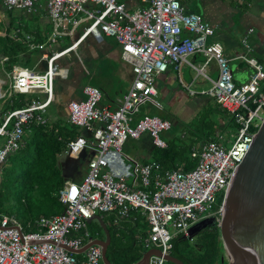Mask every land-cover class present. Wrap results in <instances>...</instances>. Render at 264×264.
<instances>
[{"label":"built area","instance_id":"1","mask_svg":"<svg viewBox=\"0 0 264 264\" xmlns=\"http://www.w3.org/2000/svg\"><path fill=\"white\" fill-rule=\"evenodd\" d=\"M131 1L138 5L132 10L118 0H0L9 11L19 9L30 15L45 12L54 26L47 42L37 47L43 51L47 71L40 74L17 67L13 72L10 93L43 90L49 98L4 115L0 170L9 156L23 147L26 127L53 101L55 79L66 77V70L57 61L89 35L99 41L105 36L115 38L122 58L132 64L135 75L115 110L101 106L102 91L91 85L84 89L85 100L69 104L70 124L92 136H78L66 151L71 160L86 155V175L79 183L67 180L60 192L65 213L42 217L37 222L38 231L24 233L16 217L0 214V264H105L101 246L93 245L83 253L68 250L80 251L96 240L89 231V221L101 214L116 213L130 219L137 212L145 218L149 228L142 238L144 248L161 252L153 254L149 264H167L165 257L172 251L173 241L188 237L203 220L215 217L220 224L238 169L264 121V65L254 58L241 57L253 71L248 82L237 84L223 47L209 41L215 35L214 28L201 15L187 13L186 0ZM86 21L93 23L72 46L60 52L53 50L59 40L73 37ZM244 45L248 47L246 40ZM198 55L204 62H191ZM212 63L218 67L217 79L207 73ZM184 65L213 84L207 95L230 115L237 129L232 147L225 148L227 140L221 136V142L208 141L194 148L196 166L189 171H164L158 163H141L126 156L123 147L129 137L140 140L149 135L156 148L168 147L163 136L172 129L171 121L157 116L138 118V113L148 103L162 107L155 99L159 94L158 76L171 66L180 72ZM4 97L0 92V100ZM38 122L45 120L39 115ZM169 227L175 230L173 234Z\"/></svg>","mask_w":264,"mask_h":264},{"label":"crops","instance_id":"2","mask_svg":"<svg viewBox=\"0 0 264 264\" xmlns=\"http://www.w3.org/2000/svg\"><path fill=\"white\" fill-rule=\"evenodd\" d=\"M121 3L127 4L130 10L138 6L137 3L131 0H123ZM41 5L45 7V2L42 1ZM1 6L6 10L3 5ZM184 9L187 13L201 15L214 28L215 35L209 41L211 43H218L223 47L225 56L230 60L234 80L237 84L248 82L253 71L241 57L247 56L254 58L264 65V0H186ZM12 11L24 12L19 9ZM24 13L27 14L26 12ZM27 15L34 20L32 23L28 22L30 25L29 28H32H30L31 33L18 30L13 37L16 41L26 44L30 52H34L32 63L30 67L15 66L13 71L8 73L5 70L4 63L9 58L5 55L2 56L0 66V92L5 93V97L0 100V125L4 121V115L7 114L4 111V105L12 94L10 93V86L15 68L29 69L40 74L45 73L48 69V63L46 61L42 62L43 51L37 47L47 42L53 33L54 26L45 12ZM42 19L46 21H40ZM89 22H84L76 30L73 37H64L59 40L54 45L53 50L60 52L72 46L83 34L84 28L87 27L84 25ZM37 25L41 26L42 31L40 33L36 30ZM6 35L7 31L5 28L0 29V37H5ZM185 36L190 35L185 34ZM65 40H68L70 45L67 46ZM245 40L247 41L248 47L244 45ZM60 42L63 44V47L58 49L57 45ZM191 62L201 64L204 62V58L200 55L194 56L191 58ZM57 65L66 70V77H57L55 79L53 101L45 111H40L44 115L47 114V117L44 116L45 118L40 115L45 121L49 119V110L54 106L65 121L69 122V104L72 101L85 100L84 89L89 85L101 89L103 95L102 107L115 110L121 105L135 80L132 64L124 61L122 58V49L113 37L105 36L103 40L99 41L93 35H89L78 48L59 59ZM197 73L190 66L184 65L180 72H177L171 66L166 73L158 76V87H161L164 93L163 100L161 102L159 101L162 109L164 107H184L191 104L201 105L202 102L204 105L206 104L207 100L211 97L207 95V90L202 87L203 83H201L200 75ZM207 73L212 78H218L217 64L212 63L208 67ZM197 85L200 88L196 87ZM186 86L190 87L191 91L195 92V94H191ZM24 95H29L32 102L44 103L49 98L48 93L43 90ZM82 136L89 138L91 134L87 132L86 135ZM142 138L151 144L152 139L149 135H144ZM202 144H199V146ZM86 159L87 157L85 155V158H81L76 166L79 167L81 162ZM73 160L70 159L69 161L71 162ZM85 175L72 168L71 174H67L66 179L79 183ZM71 176H74L77 181H74Z\"/></svg>","mask_w":264,"mask_h":264},{"label":"trees","instance_id":"3","mask_svg":"<svg viewBox=\"0 0 264 264\" xmlns=\"http://www.w3.org/2000/svg\"><path fill=\"white\" fill-rule=\"evenodd\" d=\"M119 1L123 2V0ZM14 12L6 9L3 14L8 19H0V29L5 28L7 31L5 37H0V66L2 56H8V61L4 63L8 73H11L15 66L30 67L34 54L30 52L26 44L16 41L13 37L18 30L31 33L32 29L29 28L30 25L23 15L16 18ZM36 28L38 33L42 31L40 25ZM13 93L4 105L5 113L24 108L32 102L29 95ZM39 115L47 117V114L39 112L26 127L23 147L9 156L4 165L8 179L0 183V214L16 217L23 225L24 233L38 231L37 222L42 217L51 218L65 213L66 207L61 202L60 192L67 182L66 175L69 173L62 159L66 156L69 143L78 136H82L77 128L62 119L56 122L48 119L45 123H39ZM230 125H234L233 119L216 100L210 98L203 109L187 124L188 131L185 129L181 137L189 138L190 144L177 143L175 139H168V147L159 149L153 145L152 141L153 161L145 163H158L164 171L182 168L189 171L196 166V160L192 158L193 148L208 141L220 142L218 128ZM91 138L92 136L89 137ZM87 161V159L82 161L81 165H87ZM12 192L14 195H11ZM134 213L139 215L133 212L132 217ZM138 217L141 218L140 215ZM138 217L134 220L135 222L139 221ZM143 219L146 231L149 225L145 218ZM102 221L111 234L108 258L112 264H137L147 250H138L135 227L108 224L104 217ZM198 241L202 250L190 257L191 262L219 264L225 252L220 228L215 227L205 231ZM187 243L189 241L184 236H179L173 241V249H179L182 254L189 253Z\"/></svg>","mask_w":264,"mask_h":264},{"label":"water","instance_id":"4","mask_svg":"<svg viewBox=\"0 0 264 264\" xmlns=\"http://www.w3.org/2000/svg\"><path fill=\"white\" fill-rule=\"evenodd\" d=\"M81 158H85V154ZM79 162V159L71 161L75 165ZM94 220L101 223L106 239H96L80 251L68 250L72 253H83L89 247L98 245L103 248L105 264H112L108 258L111 234L100 215H96L89 224ZM211 226L220 228L229 264H264V121L238 169L220 224L215 217L205 219L195 225L189 236L184 238L193 240L201 231ZM153 254L161 255V252L148 251L137 264H149ZM165 258L167 262L183 264L170 254Z\"/></svg>","mask_w":264,"mask_h":264},{"label":"rangeland","instance_id":"5","mask_svg":"<svg viewBox=\"0 0 264 264\" xmlns=\"http://www.w3.org/2000/svg\"><path fill=\"white\" fill-rule=\"evenodd\" d=\"M5 9L1 6L0 3V19H4L7 20L8 17L5 16L3 14V11ZM14 15L17 17L23 15L25 20L29 23L34 22L33 19H31L27 14H25L24 12L21 11H15ZM42 22L46 21L45 19L40 20ZM48 21V20H47ZM93 23V21H90L89 23L85 24L84 26H89ZM66 41V45H70V42L68 40ZM211 43V42H210ZM63 47V44H61V42L57 45L58 49H61ZM40 61V59H39ZM45 66V65H44ZM198 74V73H197ZM201 78V83L202 87L204 89H206L207 91H209L213 84L211 82H208L204 79L203 76L200 75ZM213 79H217V77H213ZM58 82V79H57ZM196 87L200 88L199 85H197ZM158 91L159 94L157 97H155L156 100L158 101H162L164 98V93L161 87H158ZM261 89L262 92L264 93V80L261 83ZM183 91V90H182ZM204 103L202 102L201 105H195V104H191V105H186V106H178V107H170V108H156L153 107L151 104H145L143 105L140 109H139V113H138V118L141 117H145V116H157V117H161V118H166L168 120H170L173 124L172 129L165 133L163 138L168 140V139H175L177 141V143H186L187 145L190 144V139H184L181 138L183 137V133H185V129L186 131H188V126L187 124L189 123L190 120L193 119L194 116H196V114L201 111L203 109ZM262 115H264V112H262ZM50 121H54L56 122V120L58 119H62L65 120L63 118V116H61L58 112V110L53 106L50 108L49 110V116H48ZM219 132V139H221V136L227 140V143L225 144V148L230 149L233 145V143L236 140V133H237V129L235 128L234 125H230L224 128H218ZM77 131L81 134V135H86V130L84 128H77ZM152 146L151 144H149V142H147L145 139H141V140H135L131 137H129V139L127 140V142L125 143L124 147H123V153L126 156H129L131 158H133L134 160H137L141 163H145V162H150L153 161V157H152ZM63 163H65L64 167L68 170V173L71 174L72 168H74V170H77V172H82L83 175H85L86 171H87V165L83 164L80 165L79 167H77L75 164H72L69 160L70 158L66 155L63 157ZM71 164V165H69ZM5 167V166H4ZM3 168H1L0 170V183L2 181H7L8 179V175L6 173V170ZM73 178L74 181L75 180L74 176H71ZM11 195H14V192H12ZM100 216L104 217L106 220V223L108 224H116V225H130L132 227H135V232L137 235V241H138V250L142 251L145 250L143 242H142V238L144 236V233L148 230L145 231V227H144V219L141 217L139 218L136 213L133 214V217H131L130 219H124L119 217L116 213H109V214H101ZM138 217L139 221L135 222V218ZM169 230L171 231V233L173 234L175 232V230L173 228L169 227ZM89 231L91 232L92 236H94L97 239H106V236L104 234V230L100 224V222L98 220H94L90 225H89ZM199 237L196 238L194 241H192L191 243H196L198 241ZM190 243V242H189Z\"/></svg>","mask_w":264,"mask_h":264},{"label":"flooded vegetation","instance_id":"6","mask_svg":"<svg viewBox=\"0 0 264 264\" xmlns=\"http://www.w3.org/2000/svg\"><path fill=\"white\" fill-rule=\"evenodd\" d=\"M215 227H208L206 229H204L203 231L200 232V234L196 237H200L201 234H203L205 231L207 230H211V229H214ZM196 238H194L193 240H189V239H186L188 240L190 243H187L186 246L188 247V250H189V253H186V254H182L179 249H172V251L170 252V255L175 258L176 260L178 261H181L183 264H193L191 262V256H195L197 255L199 252H201L202 250V246L201 244L199 243V241H197L196 243H191L192 241H194ZM102 239V238H101ZM104 240V239H102ZM172 262H167V264H171ZM174 264V263H172ZM219 264H229V258L228 256L226 255V253L224 252V255L221 257V261Z\"/></svg>","mask_w":264,"mask_h":264},{"label":"snow or ice","instance_id":"7","mask_svg":"<svg viewBox=\"0 0 264 264\" xmlns=\"http://www.w3.org/2000/svg\"><path fill=\"white\" fill-rule=\"evenodd\" d=\"M73 191H75V190H73Z\"/></svg>","mask_w":264,"mask_h":264}]
</instances>
